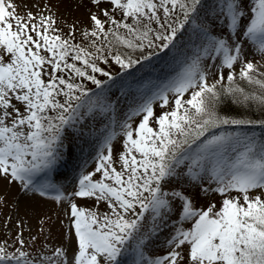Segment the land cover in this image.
I'll list each match as a JSON object with an SVG mask.
<instances>
[{"label": "snow or ice", "instance_id": "snow-or-ice-1", "mask_svg": "<svg viewBox=\"0 0 264 264\" xmlns=\"http://www.w3.org/2000/svg\"><path fill=\"white\" fill-rule=\"evenodd\" d=\"M0 185V264H264V0H0Z\"/></svg>", "mask_w": 264, "mask_h": 264}, {"label": "rangeland", "instance_id": "rangeland-1", "mask_svg": "<svg viewBox=\"0 0 264 264\" xmlns=\"http://www.w3.org/2000/svg\"><path fill=\"white\" fill-rule=\"evenodd\" d=\"M2 190H3V186L0 185V191H2ZM11 191H14V186H13V188L11 189Z\"/></svg>", "mask_w": 264, "mask_h": 264}]
</instances>
